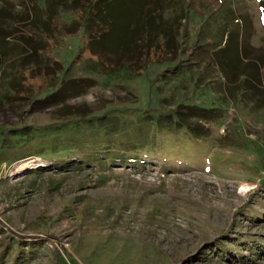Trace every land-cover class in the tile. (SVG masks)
<instances>
[{"label": "rangeland", "instance_id": "374dc122", "mask_svg": "<svg viewBox=\"0 0 264 264\" xmlns=\"http://www.w3.org/2000/svg\"><path fill=\"white\" fill-rule=\"evenodd\" d=\"M178 1L185 13L186 60L206 55L213 64L206 39H220L219 23L230 7L242 44L251 53L264 52L260 0ZM8 4L26 10L17 0H0ZM14 26L29 32L28 23ZM83 39L81 30L52 50L67 64L81 54ZM88 57L85 51L82 58ZM81 62L71 65V73H87ZM174 65L153 64L132 79L95 73V86L65 100L93 108V115L117 114L126 124L182 104L220 109V119L201 122L198 137L149 128V142L157 146L147 148L156 155H130L133 163L141 158L139 167H70L86 145L71 135L84 123L55 118L60 102L31 115L23 104L2 108L1 127L27 124L37 135L30 145L23 141L0 152V238L9 237L11 255H24L15 264H264V110L197 83L188 65L185 74L164 78ZM12 263L11 256L0 262Z\"/></svg>", "mask_w": 264, "mask_h": 264}, {"label": "trees", "instance_id": "16d2710c", "mask_svg": "<svg viewBox=\"0 0 264 264\" xmlns=\"http://www.w3.org/2000/svg\"><path fill=\"white\" fill-rule=\"evenodd\" d=\"M127 1L130 3L128 7ZM17 2L26 10L21 11L17 4L0 5V111L4 106L12 109L15 104H23L27 106L23 111L31 115L40 108L60 102L61 105L52 110L55 118H63L67 123H84L83 130L71 135V141L79 140L86 144H83L84 149L80 148L82 153L74 156L78 161L70 163L73 169L90 167L104 171L128 164L142 166L140 157L133 163L130 155L141 152L149 157L156 155L150 150L157 145L149 142V128L154 127L155 132L183 131L187 136L198 137L195 130L201 127V122L211 123L221 118L218 108L182 104L168 114L148 115L141 118L142 123L126 124L117 114L93 115L95 110L87 105H67V96L80 95L95 86V73L132 79L145 73L153 64H176L164 70L170 74H163V77L171 79L182 70L185 74L184 67L188 65L189 73L198 75L197 83H211L221 97L229 94L251 110H264V52L251 53L242 44L241 24L238 18L233 17L234 9L231 7L227 8L228 15L224 14L219 23L220 39L213 41L212 36L206 39L213 46V64L206 60V55L191 56L185 64L186 44L182 30L185 13L178 0ZM258 2L262 27L259 39L264 45V0ZM18 21L28 23L29 32H22L14 26ZM81 30L84 33L81 54L65 64L59 58V50L56 54L52 49L54 46V50L58 49V42H65L67 37ZM226 35L223 45L220 41ZM230 41H233L231 47L228 46ZM228 48H231L229 53L217 54ZM85 51L90 57L82 58ZM80 61L84 63L82 70L87 73H71V65ZM200 62L205 64L204 68L199 67ZM18 124L0 126V152L15 149L23 141L30 145L37 138L33 127ZM123 132L127 134L122 140H114ZM102 143L104 146L99 147ZM66 164L69 167V163ZM0 241V262L11 256L15 264L22 253L11 255L8 249L14 245L9 242V237L3 236Z\"/></svg>", "mask_w": 264, "mask_h": 264}]
</instances>
